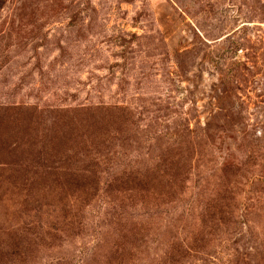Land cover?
<instances>
[{
    "label": "rangeland",
    "instance_id": "1",
    "mask_svg": "<svg viewBox=\"0 0 264 264\" xmlns=\"http://www.w3.org/2000/svg\"><path fill=\"white\" fill-rule=\"evenodd\" d=\"M0 264H264V0H0Z\"/></svg>",
    "mask_w": 264,
    "mask_h": 264
}]
</instances>
